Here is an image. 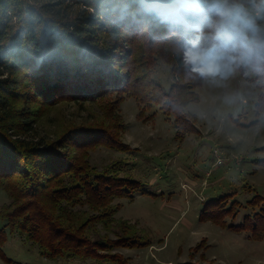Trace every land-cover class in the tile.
I'll use <instances>...</instances> for the list:
<instances>
[{
	"label": "trees",
	"instance_id": "trees-1",
	"mask_svg": "<svg viewBox=\"0 0 264 264\" xmlns=\"http://www.w3.org/2000/svg\"><path fill=\"white\" fill-rule=\"evenodd\" d=\"M171 20L169 0H0V190L8 199L0 207L1 260L11 262L2 247L12 235L37 247L41 258L92 264H128L113 250L152 244L138 222L116 218L115 203L152 193L126 168L127 159L98 169L90 155L133 153L121 140L127 98L140 107V118L158 107L179 141L198 133L187 107L199 102L204 81L189 76L175 55L174 34L185 33ZM160 62L174 78L168 89L153 79ZM239 76L257 91L253 110L264 116V73ZM95 101L103 104L102 121L68 126L52 139L37 133L58 104ZM254 165L264 168V158ZM231 198L205 202L199 221L262 241L264 197L253 195L245 206L252 213L236 224L243 205Z\"/></svg>",
	"mask_w": 264,
	"mask_h": 264
},
{
	"label": "rangeland",
	"instance_id": "rangeland-1",
	"mask_svg": "<svg viewBox=\"0 0 264 264\" xmlns=\"http://www.w3.org/2000/svg\"><path fill=\"white\" fill-rule=\"evenodd\" d=\"M153 79L166 89L174 81L170 67L161 62ZM197 92L199 102L190 104L187 110L197 117L198 133L179 141L158 107L140 118V107L133 98H127L119 112L127 125L121 140L133 153L98 149L90 155L91 165L98 169L114 160L127 159L126 168L152 193L137 195L133 201H115L121 204L116 218L138 222L153 241L143 248L113 250L128 264H264V239L254 242L216 223L199 221L208 200L229 194L230 204L236 200L243 205L233 221L236 224L252 213L245 206L253 195L264 197V168L254 165L255 160L264 158L258 151L264 147V116L257 117L253 110L257 91L237 75L224 85L204 81ZM102 106L97 101L62 102L45 112L36 125L37 133L52 139L68 126L100 122ZM154 113V118L144 120ZM235 120L256 124L243 127ZM6 202L0 190V207ZM203 239L206 242L192 251ZM2 251L11 262L0 259V264H92L41 258L37 247L19 235L8 236ZM200 254H204L203 260Z\"/></svg>",
	"mask_w": 264,
	"mask_h": 264
},
{
	"label": "clouds",
	"instance_id": "clouds-1",
	"mask_svg": "<svg viewBox=\"0 0 264 264\" xmlns=\"http://www.w3.org/2000/svg\"><path fill=\"white\" fill-rule=\"evenodd\" d=\"M173 51L194 79L224 85L264 73V0H169ZM188 33H195L185 38Z\"/></svg>",
	"mask_w": 264,
	"mask_h": 264
}]
</instances>
